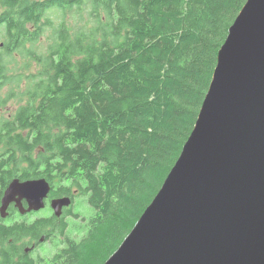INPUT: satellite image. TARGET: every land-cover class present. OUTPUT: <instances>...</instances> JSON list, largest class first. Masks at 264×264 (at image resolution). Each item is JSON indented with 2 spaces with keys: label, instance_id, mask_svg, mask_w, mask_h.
<instances>
[{
  "label": "trees",
  "instance_id": "1",
  "mask_svg": "<svg viewBox=\"0 0 264 264\" xmlns=\"http://www.w3.org/2000/svg\"><path fill=\"white\" fill-rule=\"evenodd\" d=\"M246 2L0 0V84L37 71L24 88L11 72L19 106L0 122V190L43 178L47 200L71 199L59 218L1 221L0 264H104L177 161ZM73 190L92 209L79 239L65 220L79 218ZM41 229L60 242L50 257L25 252Z\"/></svg>",
  "mask_w": 264,
  "mask_h": 264
},
{
  "label": "water",
  "instance_id": "2",
  "mask_svg": "<svg viewBox=\"0 0 264 264\" xmlns=\"http://www.w3.org/2000/svg\"><path fill=\"white\" fill-rule=\"evenodd\" d=\"M50 193L43 178H15L0 214L21 200L38 212ZM70 205L50 201L57 218ZM104 264H264V0L230 26L177 161Z\"/></svg>",
  "mask_w": 264,
  "mask_h": 264
},
{
  "label": "rangeland",
  "instance_id": "3",
  "mask_svg": "<svg viewBox=\"0 0 264 264\" xmlns=\"http://www.w3.org/2000/svg\"><path fill=\"white\" fill-rule=\"evenodd\" d=\"M243 8V7H242ZM242 10V9H241ZM58 21L60 20V16L56 18ZM87 19V14L86 11L82 13V19H80V15L76 14L75 16L71 15L69 18H67V21L72 24H83L84 21ZM46 38V37H45ZM44 38V39H45ZM1 41V40H0ZM37 66V65H36ZM13 73L19 74L21 80H20V85L22 88L29 83L31 80L29 78L31 76H34L37 74V71L35 69V66L33 65L30 69L28 70H21V71H11ZM8 72L7 79L1 80L0 84V96L3 98L2 104H0V122L5 121V120H11L13 113L17 110L19 106V102L16 99H12L10 96L11 89L14 83V80L12 79V73ZM21 105V103H20ZM2 145L0 144V151H1ZM50 203V202H49ZM49 205V204H48ZM47 206H45L46 208ZM50 209H45L41 211V214L39 216H44L47 217L51 213H53L51 207ZM73 212L79 216L78 220H75V226L72 224V219L73 217H66L65 220L68 222V230L67 234L70 237H74L76 239H79L80 236L83 233V230L80 231V227L82 226L81 224V219L89 217L92 213V209L90 208L87 198L85 196H81L78 193H74V201H73ZM76 226H78L76 228ZM52 238V237H51ZM36 250L39 252L42 256L44 257H50L55 250L60 246V242L58 239H53V240H45V237L43 241L38 243Z\"/></svg>",
  "mask_w": 264,
  "mask_h": 264
},
{
  "label": "flooded vegetation",
  "instance_id": "4",
  "mask_svg": "<svg viewBox=\"0 0 264 264\" xmlns=\"http://www.w3.org/2000/svg\"><path fill=\"white\" fill-rule=\"evenodd\" d=\"M1 46V45H0ZM8 187V186H7ZM7 187L3 190V191H1L0 190V207H1V199H2V197H3V194H4V192H5V190L7 189ZM77 193V191H72V195H73V197H72V200L74 201V193ZM58 198V197H57ZM60 198V197H59ZM52 199H54V198H49L48 200H46V208H44V209H42V210H40V211H38V212H35V211H31V212H25V210L28 208V204L26 203V201L25 200H21V202H20V205H21V209H20V207H18V206H16V203H10L9 205H8V207H7V209H6V216L5 217H2L1 216V214H0V222L1 221H7V219L8 218H13L14 217V219H19V217L21 216L22 218H25V219H27V222H26V225H28V224H32V223H34L35 221H37V220H40V219H44L45 217L44 216H39L40 214H41V211H43V210H45V209H50L49 207H50V201L52 200ZM72 201V202H73ZM49 204V205H48ZM65 209V208H64ZM21 210H23V212L21 211ZM51 215H53L54 216V214L53 213H51ZM50 215V216H51ZM56 217V216H55ZM41 236L39 237V239L38 240H43L44 239V237H46V235H44V229H41ZM37 245V243H34V242H30L26 247H25V249H26V253H28V252H31V251H35V249H36V246Z\"/></svg>",
  "mask_w": 264,
  "mask_h": 264
},
{
  "label": "bare ground",
  "instance_id": "5",
  "mask_svg": "<svg viewBox=\"0 0 264 264\" xmlns=\"http://www.w3.org/2000/svg\"><path fill=\"white\" fill-rule=\"evenodd\" d=\"M218 57V56H217Z\"/></svg>",
  "mask_w": 264,
  "mask_h": 264
}]
</instances>
